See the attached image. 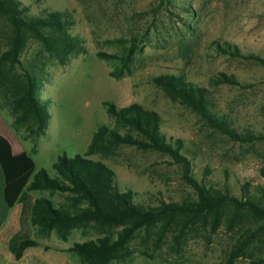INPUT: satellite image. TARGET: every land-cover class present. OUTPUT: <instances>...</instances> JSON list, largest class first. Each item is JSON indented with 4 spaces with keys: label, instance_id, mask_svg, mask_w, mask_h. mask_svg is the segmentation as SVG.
<instances>
[{
    "label": "rangeland",
    "instance_id": "obj_1",
    "mask_svg": "<svg viewBox=\"0 0 264 264\" xmlns=\"http://www.w3.org/2000/svg\"><path fill=\"white\" fill-rule=\"evenodd\" d=\"M16 1L26 16H52L59 26L43 30L47 45L26 32L11 61L12 31L0 17V135L15 151L53 176L56 158L82 154L99 125L142 138L115 123L107 102L154 112L176 156L133 145L87 156L113 172L118 191L153 209V222L141 226L34 223L35 199L69 212L84 205L74 193L25 190L30 207L22 215L20 202L4 205L0 172V264H264V220L230 207L202 216L163 208L192 207L190 181L238 199L264 191V0ZM176 85L199 89L206 116ZM28 88L48 115L44 128L23 102ZM20 229L36 245L15 259L7 243ZM90 242L114 250L106 257L72 250Z\"/></svg>",
    "mask_w": 264,
    "mask_h": 264
},
{
    "label": "trees",
    "instance_id": "obj_2",
    "mask_svg": "<svg viewBox=\"0 0 264 264\" xmlns=\"http://www.w3.org/2000/svg\"><path fill=\"white\" fill-rule=\"evenodd\" d=\"M0 17L4 18L12 31L11 48L6 53L11 57V61L19 53L21 43L25 33L34 34L41 42L47 43L43 37V30L59 26L56 18L48 17H28L25 9L20 7L16 0H0ZM106 57L104 54H100ZM113 58V56H110ZM127 57L122 58L124 65ZM119 73L112 77H118ZM228 83L232 79L225 78ZM164 80V78H162ZM24 81H32L25 77ZM174 86V85H172ZM188 103L205 116L206 107L202 101V94L199 89L192 90L187 87L176 85L174 87ZM25 92L24 104L32 113L40 127L44 128L48 115L40 108L32 97L31 89ZM189 92V94H188ZM200 93V94H199ZM195 101V102H194ZM106 113L112 117L118 126L125 127L142 138L136 137L128 132H119L102 124L94 132L82 154H75L68 157L65 154L58 156L51 165L53 176L44 169L36 170L32 159L25 152L13 154L11 145L7 139L0 135V172L2 175V200L7 208L13 207L16 202L21 203L22 215L30 207V203L24 199L25 190L47 189L58 192H68L77 194L84 207L78 211L69 212L63 207H53L52 203L46 199H35L32 206V216L34 223L47 222V225H55L72 220L103 222L115 224L124 220H131L134 226L150 224L155 218L152 208L143 209L141 205L133 201V193L130 190L118 191L113 172L104 164L93 161L87 156L95 153H104L116 145H133L139 147H150L154 150L168 154H176L165 144L162 136L157 131L156 115L152 111L145 110L139 105L130 104L125 107L116 108L112 103L104 102ZM210 117V115L208 116ZM226 134L236 137L237 135L228 129ZM195 190L197 201L189 205L167 204L163 208L167 212H184L195 210L200 215L217 212L222 207H230L235 211H245L255 220H264V191L261 193H246L240 199L221 194L214 189H206L198 186L194 181H190ZM213 192V193H211ZM258 195V196H257ZM202 216V215H201ZM23 220V216H22ZM248 231L239 235L238 242L248 243L250 238ZM122 241L113 245L121 244ZM240 244L239 248L243 246ZM36 242L30 239L28 231L20 229L8 240L7 248L15 259H19L22 251L28 247L35 246ZM120 246V245H118ZM72 250L78 253H86L94 256H108L114 247L107 243H81L73 245Z\"/></svg>",
    "mask_w": 264,
    "mask_h": 264
},
{
    "label": "crops",
    "instance_id": "obj_3",
    "mask_svg": "<svg viewBox=\"0 0 264 264\" xmlns=\"http://www.w3.org/2000/svg\"><path fill=\"white\" fill-rule=\"evenodd\" d=\"M9 143H10V142H9ZM10 145H11V144H10ZM11 150H12V153H13V154H18V153H19L18 151H15V150H14V147H13L12 145H11Z\"/></svg>",
    "mask_w": 264,
    "mask_h": 264
}]
</instances>
